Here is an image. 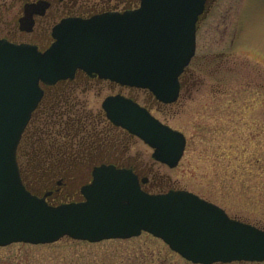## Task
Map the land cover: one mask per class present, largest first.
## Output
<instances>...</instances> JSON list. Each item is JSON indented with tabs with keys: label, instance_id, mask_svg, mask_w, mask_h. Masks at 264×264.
Masks as SVG:
<instances>
[{
	"label": "water",
	"instance_id": "obj_1",
	"mask_svg": "<svg viewBox=\"0 0 264 264\" xmlns=\"http://www.w3.org/2000/svg\"><path fill=\"white\" fill-rule=\"evenodd\" d=\"M207 0H140L139 6L53 26V42L35 45L0 39V246L51 244L63 237L97 243L148 233L193 264L264 261V230L230 218L218 205L187 190L148 193L132 169L101 164L83 185V199L48 204L25 187L17 148L42 96L41 84L73 79L77 70L121 86L148 90L170 104L179 77L195 53L199 17ZM46 2L24 6L18 20L30 32ZM106 118L153 149L169 168L180 161L186 138L120 94L106 97Z\"/></svg>",
	"mask_w": 264,
	"mask_h": 264
},
{
	"label": "rangeland",
	"instance_id": "obj_2",
	"mask_svg": "<svg viewBox=\"0 0 264 264\" xmlns=\"http://www.w3.org/2000/svg\"><path fill=\"white\" fill-rule=\"evenodd\" d=\"M34 1L0 0V38L16 43H32L34 39L45 48L51 41V27L67 15L71 6L109 1L111 5L118 2L121 8L126 3V0H53L44 16H36L34 28L22 32L18 19L23 15L24 4ZM72 10L76 12L77 8ZM191 65L183 82L180 78L181 91L172 104L156 102L143 89L81 76L55 93L67 91L68 103L83 116L76 139L86 135V141L91 140L87 135L91 129L103 137L109 133L114 141L111 145L104 142L97 150L89 149L92 154L102 152L98 158L103 163L134 167L140 177L147 178L143 187L150 193L172 188L187 190L218 205L230 217L264 229V0H210L198 22ZM115 94L134 99L162 123L185 135L187 143L176 167L155 161L153 150L126 131L115 128L108 132L101 103ZM68 116L71 117L63 115L62 120ZM77 144L72 139L70 149L79 162L58 168L59 176H44L51 171L47 167L37 170L33 183L25 176L28 188L41 194L56 188L60 180L63 192L69 196L65 200L77 198L80 187L90 179L92 167L86 159L90 152L77 153ZM22 147L21 144L18 148L19 157L23 154ZM38 158L33 164H38ZM0 264L193 263L160 239L142 233L130 239L97 243L67 237L51 244L13 243L0 246Z\"/></svg>",
	"mask_w": 264,
	"mask_h": 264
},
{
	"label": "trees",
	"instance_id": "obj_3",
	"mask_svg": "<svg viewBox=\"0 0 264 264\" xmlns=\"http://www.w3.org/2000/svg\"><path fill=\"white\" fill-rule=\"evenodd\" d=\"M191 66L192 65L190 63V65L182 74V82L185 76H187V74L191 71ZM72 83L73 82L69 81H61L54 86H49L46 88V94L43 100L41 101L37 110L33 113L32 118L23 133L22 139L19 144V147L21 144L23 145V154L21 157H19L18 153V159L20 161L19 166L21 177L26 187L28 186L25 176L28 178L29 182H34L35 175L38 173L37 170L40 171L42 168L44 169V167H47V171H51L49 173H44V176L58 175L59 170L57 169L61 166H65L69 163L75 164L74 162H79L77 161V158L79 157L70 149L72 139H75L78 142L77 146L79 150L77 151V153L79 151H85L84 153L86 154L88 153L89 149H93V147H95V149L97 150V148H101V146H104V142H108L110 145L112 144L113 140L109 133H107V135L103 137L102 135H98V133H95L93 129H91V132L87 134L92 137L90 138L91 140L86 141V135L83 138L77 137L76 139L77 134L81 132V118H83V116L78 110L72 109L74 107L73 104L68 103V95L65 94L67 91L55 93L58 91L56 89H60L64 86H69ZM65 114L71 115V117H73L71 118L68 116L65 120H62V117ZM108 124V132L115 129V127H113L111 123L108 122ZM99 136L103 138L100 139ZM59 139L61 142L59 141ZM47 142L49 143L46 145ZM89 152L90 153L89 155H87L86 159L91 162L92 167L98 165V163H103V160L98 158L102 156V152L99 153L98 151H95V153L93 154L91 153V151ZM36 157H39V160L37 159L38 164H33L32 161L36 160ZM95 159H98V161ZM60 175L63 174L60 173Z\"/></svg>",
	"mask_w": 264,
	"mask_h": 264
},
{
	"label": "flooded vegetation",
	"instance_id": "obj_4",
	"mask_svg": "<svg viewBox=\"0 0 264 264\" xmlns=\"http://www.w3.org/2000/svg\"><path fill=\"white\" fill-rule=\"evenodd\" d=\"M39 2H46L47 3V8L46 9L50 8L53 5V0H35L34 2H31V3H25L24 6L25 5H29V4H36V3H39ZM209 2H210V0H207V2H206V11H207V7H208ZM137 3H138L137 0H126V3L123 2L121 8L118 5V2H116V3H114V4L111 5L109 1H107V2L104 1V2H101L99 4H95V5H87V6H79V7H77V6H71V8L68 9L67 15H65V17H89V16H92V15L100 14V13H104V12L127 10V9H131V8L135 7L137 5ZM72 8H77V11L74 12L72 10ZM23 9H24V7H23ZM22 13L24 15V10L22 11ZM44 14H45V12L43 14H41V15H39V14H33L32 18H33L34 24H33V27L32 28H34L35 21H36V18H37L36 16H44ZM23 15L20 18H22ZM65 17H61L59 20H61L62 18H65ZM18 27H19V22H18ZM22 32H25V31H22ZM50 37H51V35H50ZM1 39H6L9 42L16 43L13 40H10L8 38H1ZM32 41H34V42L28 43V44L35 45L39 50L46 49L48 47V45L51 43V41H50V43L48 44L47 43L48 39H45V45L46 44H48V45H47V47L44 48V45H41V42L40 41H38V40L35 41L34 39H32ZM20 43H23V42H20ZM79 75L81 77H85L87 79L99 80L96 77L89 78V77H87L83 73H80V74L76 75L75 78H74V80ZM69 82H72V81H69ZM45 94H46V92L44 93V96H45ZM113 164H115V163H113ZM115 165H117V164H115ZM117 166L124 167V168H130L135 173H137L134 167H131V166H128V165H124V164L117 165ZM57 185L58 186L56 188L49 189V190H45L41 194L40 193H35V192L34 193L36 195H38V196L46 195V200L50 204H57V203H61V202L68 201L69 196H67L68 194L66 195V193L63 192L61 183L60 182H57ZM75 195H76V193H75ZM66 197H68L67 200H65ZM76 197L77 198H74V200H79L81 198L80 192H79V194H77ZM232 263H243V261H240V262H232ZM232 263H216V264H232Z\"/></svg>",
	"mask_w": 264,
	"mask_h": 264
}]
</instances>
